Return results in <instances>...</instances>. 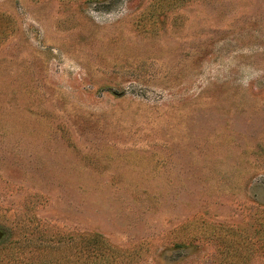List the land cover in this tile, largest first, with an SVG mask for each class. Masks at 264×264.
I'll list each match as a JSON object with an SVG mask.
<instances>
[{
    "label": "rangeland",
    "instance_id": "374dc122",
    "mask_svg": "<svg viewBox=\"0 0 264 264\" xmlns=\"http://www.w3.org/2000/svg\"><path fill=\"white\" fill-rule=\"evenodd\" d=\"M0 264H264V0H0Z\"/></svg>",
    "mask_w": 264,
    "mask_h": 264
},
{
    "label": "trees",
    "instance_id": "16d2710c",
    "mask_svg": "<svg viewBox=\"0 0 264 264\" xmlns=\"http://www.w3.org/2000/svg\"><path fill=\"white\" fill-rule=\"evenodd\" d=\"M100 247H102V246H100ZM98 248H99V247H97V249H98ZM97 249H96V250H97ZM89 255H90V253H89Z\"/></svg>",
    "mask_w": 264,
    "mask_h": 264
}]
</instances>
